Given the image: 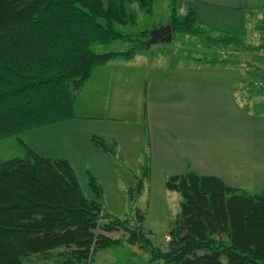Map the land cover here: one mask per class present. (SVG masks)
<instances>
[{
	"label": "trees",
	"instance_id": "1",
	"mask_svg": "<svg viewBox=\"0 0 264 264\" xmlns=\"http://www.w3.org/2000/svg\"><path fill=\"white\" fill-rule=\"evenodd\" d=\"M153 1L0 0V140L74 119L76 95L95 67L117 57L129 60L146 48L142 38L149 30L122 33L115 25L136 23L130 3L150 14ZM168 24L172 40L189 34L224 48L241 40L210 34L190 9L179 16L172 8ZM117 39L133 45L93 49ZM91 140L114 155L109 139ZM23 150L0 161V264H95V254L119 246L123 235L148 253L138 264H264V188L250 192L192 170L168 176L165 187L179 194V212L170 221L167 248H153L143 211L136 224L129 215L105 212L93 174L87 172V197L66 158L44 157L27 145ZM119 231L120 238L110 235Z\"/></svg>",
	"mask_w": 264,
	"mask_h": 264
},
{
	"label": "rangeland",
	"instance_id": "2",
	"mask_svg": "<svg viewBox=\"0 0 264 264\" xmlns=\"http://www.w3.org/2000/svg\"><path fill=\"white\" fill-rule=\"evenodd\" d=\"M172 8H175L179 16L183 15L179 3H175L172 0H154L152 12L150 14L145 13L144 10L138 7L137 3L132 2L128 5V9L135 12L134 20L136 23L131 24L129 22L125 25L116 24V29L122 33L131 32L140 34V32L145 29L150 32L153 28L168 24ZM259 25L262 26L259 39L253 38V32L246 30L245 36L242 38L240 37V45L231 43L226 48L217 44L214 46V43L211 41H207L206 43L201 41L200 45L195 44L193 46V50L184 48L178 41L185 40V38L188 37L190 41L196 42L200 40V37L176 33L173 35V40L170 43L155 42L149 47L137 49L134 56L127 60L126 63L124 59L120 57L110 60L107 63L108 65L106 64L107 66L104 67V71H102L106 74L101 78V82H97L95 79L97 72L102 69L100 66L95 67L93 69V71L95 70V76L93 79H90V81L89 79L87 80L89 87L84 89L81 95H79L82 87L78 95H76L74 100V113L81 117L98 118H90L89 121L93 122L87 124L81 123V118H75L79 119L77 120L80 122L78 125L77 123L70 124L76 122V120H70L27 131L19 136L2 139L0 140V161L22 154L25 145H29L34 151L44 157L63 156V154H66L64 157L69 160L76 171L83 193L87 197L91 196V191L85 183V166L89 167L93 173L98 176L97 178L102 185L103 210L120 218L129 215V222L135 224L138 223V211H143L145 213L144 230L149 232L147 235L151 240L153 248L158 247L166 249L169 240L168 231L170 221L174 220L179 212V194L165 187V179L167 175H169L168 173L175 168H168L165 159L158 157L155 158L156 161H152L153 158H150V160H152L149 161L147 157L139 154L141 131L135 125V120L134 122H129V120L123 122V119L117 117L116 120L106 121V118L102 119L100 117L108 116L110 113L101 106L103 100L101 97H98V94L101 92L100 85L106 81H112L113 83H117V85H127L126 81L129 82L133 80V83H128V86L133 87L134 85H138L141 89V87L143 88L144 86V79L150 81L158 77L157 73L163 72L159 71L157 64L166 62L167 59L169 61L175 60L179 62V60H181L185 62H194L193 58L197 56L201 58L204 63H210L212 60L215 61L212 63H216V60L221 57V52H224V63L242 65L243 79L249 80L248 87H244L242 83V87H244L243 91L248 90L247 93L243 95V99L244 97H249V95H260V92L264 90V69L260 71L254 69V67L257 64V66H262V68H264V22L259 23ZM142 39H144V42L147 40L146 38ZM184 42L187 43V41ZM132 45L133 42L130 40L117 39L107 44L95 45L93 49L97 53L126 51L132 47ZM247 46L254 47V49L247 48ZM209 47L213 50L209 51ZM198 51L204 52H202V56L198 55L200 54ZM174 53L179 56L174 57ZM187 55L193 58L182 59L187 57ZM120 63H122V66H119ZM192 73L194 75L198 74L196 71ZM224 75L225 73L220 71H210L209 73L210 78L230 77ZM253 81H255L257 85L254 84L250 87ZM138 82H140L141 85L138 84ZM97 83H99L98 87L95 88ZM90 89H92L91 92ZM243 99L242 103L243 106H245L249 102H244ZM242 122L241 160L243 163V172L241 180L237 183L242 182L243 185L249 184L254 169L257 170L254 183H258L257 181L259 180L260 183H262L264 181V165L262 164L261 167V163L257 164V162L252 159L251 149L249 147L250 135L247 131L248 120L242 117ZM233 123H235V126H238L237 119H233ZM57 127L63 128L57 130ZM68 128L71 129L67 130ZM96 130H99L101 134L105 132L109 134V136H107L110 140L108 144L111 142L113 143L111 146H108V149L116 156L109 157L103 155L98 150H90L92 147L88 141L87 135ZM113 135L120 140L118 146V140L115 139ZM104 138L108 139L105 136ZM19 139H21L22 142H20ZM56 146L57 148L61 146V151L64 150V153L61 152L63 154L57 155L58 152L54 149ZM70 151L76 152L75 155L77 159L74 160L70 157L72 155L67 154ZM148 156L150 157V152ZM138 183H142V190L140 193L137 188ZM129 189L131 190L129 191ZM262 189L263 188L259 190ZM121 233L123 234V232L119 231L118 233H111L110 235L114 238H118ZM123 236L121 237L122 239L119 237V240H122L119 246L99 250L94 256V263L138 264L141 261L144 262L148 258V253L144 252L138 244H129ZM34 263L35 261L31 260L29 264Z\"/></svg>",
	"mask_w": 264,
	"mask_h": 264
},
{
	"label": "crops",
	"instance_id": "3",
	"mask_svg": "<svg viewBox=\"0 0 264 264\" xmlns=\"http://www.w3.org/2000/svg\"><path fill=\"white\" fill-rule=\"evenodd\" d=\"M179 2L182 13L192 10L195 22L210 34H228L242 38L246 30H250L255 39H259L261 35L262 26L259 23L264 22V0H179ZM181 41H187L183 47L192 49L195 44L200 45L202 39L193 42L186 37ZM199 52L198 55L202 56L203 51ZM124 61L126 63L127 60ZM193 61L178 62L167 59L166 62L157 64L159 71L163 72L157 73L158 77L150 81L144 79V86L141 89L138 85L128 86L133 80L126 81L127 85H117L112 81L104 82L100 85L101 92L98 97L103 100L101 104L103 109L110 113L108 116H98L106 118V121L116 120L117 117L123 119V122L135 120V125L141 131L139 154L147 157L149 161L152 160L150 158H153L152 161H156L155 158L158 157L165 159L168 168H175L168 173L169 175L192 170L199 175H215L230 187L250 192L264 188V181L254 183L256 169L253 170L249 184L237 183L241 180L243 172L242 117L248 120L247 131L250 135L252 159L257 164L261 163V167L264 165V90L260 95H249L243 99V95L248 91H243V88L248 87L249 80L243 79L242 65L224 62L204 63L197 56ZM107 65L100 66L102 70L96 74L97 82L102 81L101 78L106 74L102 71ZM119 66H122V63ZM254 69L263 71L264 68L256 64ZM94 71L89 81L95 76ZM193 71L198 74L194 75ZM210 71H220L225 73L224 76L230 77L210 78ZM254 82L250 87L257 85ZM87 83L88 81L81 92H78L79 95L89 87ZM242 99L249 103L243 106ZM75 118H81V123L87 124L93 122L89 121L90 118L98 117H81L75 114ZM75 118L70 120L76 122L70 124L80 123L77 121L79 119ZM233 119L238 120V126H235ZM62 128L57 127V130ZM99 132L96 130L87 135L92 147L90 150H98L109 157L116 156L102 151L93 143L91 140L93 136L108 138V133ZM114 138L118 140L116 141L118 146L120 140L118 137ZM54 149L58 152L57 155L64 153L61 146ZM75 153L70 151L67 154L72 155L70 157L75 160L77 159ZM64 156L66 154L47 157L66 158ZM84 171L85 183L87 172L98 180V176L89 167L85 166ZM98 182L101 185L99 180Z\"/></svg>",
	"mask_w": 264,
	"mask_h": 264
},
{
	"label": "water",
	"instance_id": "4",
	"mask_svg": "<svg viewBox=\"0 0 264 264\" xmlns=\"http://www.w3.org/2000/svg\"><path fill=\"white\" fill-rule=\"evenodd\" d=\"M172 41V30L169 24L162 25L158 28H153L149 32V38L143 42L145 47H149L155 42L170 43Z\"/></svg>",
	"mask_w": 264,
	"mask_h": 264
},
{
	"label": "built area",
	"instance_id": "5",
	"mask_svg": "<svg viewBox=\"0 0 264 264\" xmlns=\"http://www.w3.org/2000/svg\"><path fill=\"white\" fill-rule=\"evenodd\" d=\"M223 53H224V52H223ZM223 53H222V55H221V57H222V58H224V57H225V55H224ZM221 57H220V59H222Z\"/></svg>",
	"mask_w": 264,
	"mask_h": 264
}]
</instances>
